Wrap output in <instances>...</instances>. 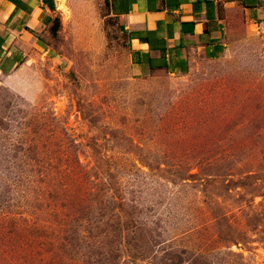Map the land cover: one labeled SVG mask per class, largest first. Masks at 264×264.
Here are the masks:
<instances>
[{"label":"rangeland","instance_id":"374dc122","mask_svg":"<svg viewBox=\"0 0 264 264\" xmlns=\"http://www.w3.org/2000/svg\"><path fill=\"white\" fill-rule=\"evenodd\" d=\"M71 1L57 37L5 45L0 264H264V20L143 75L104 2Z\"/></svg>","mask_w":264,"mask_h":264},{"label":"crops","instance_id":"0c3cea01","mask_svg":"<svg viewBox=\"0 0 264 264\" xmlns=\"http://www.w3.org/2000/svg\"><path fill=\"white\" fill-rule=\"evenodd\" d=\"M71 2V0H54L56 10L55 12H51L43 6L41 0H22V4H24L29 11L20 7L17 12H15V15L11 16L15 9L12 1L0 0V34L4 42V49L5 45H7V39L11 36L17 37V35H20L18 38H21L25 34H28L32 37V34L25 30L24 25L34 29L33 26H37L35 25L37 21L45 29L44 22L49 16L53 18L58 14L61 19L66 18L67 15L65 12L68 13V11L65 10L71 7ZM100 2L109 5L110 17H116L118 22H126L124 24L119 22L124 26L125 30H134V32L158 30V33L163 36L165 40L167 39V25L176 21L197 22V34L202 30L203 22L209 19L216 20L218 25L222 26L221 31L212 33L210 36L204 33L198 37L201 42L208 43V40L212 38H217L221 40V42L224 39L228 41V34L224 26L226 24L224 22L230 18L229 16H231L232 13H240L242 19L247 22L261 23L262 20H264V0H100ZM244 2L249 4L258 2L260 4L257 5L256 8L251 9L247 8ZM218 3L221 4V7L219 5L217 6ZM208 7L212 9L210 11V16H208L209 14L206 12ZM136 19L137 21H135ZM177 37L178 23H173V38L176 39ZM223 42L225 43V41ZM131 43L139 45L140 47H138V50L140 52H146V47L140 45L138 41H132ZM169 43H171V41H169ZM10 45L11 44L7 46L6 56L12 51L18 50L25 59V55L20 48L8 50ZM223 45L224 44H222V46ZM226 47L227 45H224V51ZM199 58L201 60L205 59L203 48L199 47L189 52V69L193 61L200 60ZM1 75L5 76L0 70V76Z\"/></svg>","mask_w":264,"mask_h":264},{"label":"trees","instance_id":"16d2710c","mask_svg":"<svg viewBox=\"0 0 264 264\" xmlns=\"http://www.w3.org/2000/svg\"><path fill=\"white\" fill-rule=\"evenodd\" d=\"M14 4V12L11 16L15 15L18 8L22 7L27 9L22 0H11ZM43 6L49 11L56 10L54 0H41ZM245 3V2H244ZM260 3L253 2L251 4L245 3L247 8H256ZM221 7L218 3L217 6ZM107 12L105 17L110 18L112 22L116 23L119 31L126 36V41L131 43L132 41H138L140 45L146 47V52H135L132 56V64L136 65L141 74L149 75L155 73H163L168 76H186L190 73L189 71V52L192 49H197L199 47L204 50V60H197L199 63H205L207 61H214L220 58L224 54V45H227L229 41L219 40L217 38H212L208 40V43H203L199 40L201 34H206L210 36L212 33L221 31L222 26L218 25L216 20L209 19L202 24V30L196 34V24L197 22H173L178 23V37L173 38V23L167 25V39L165 40L161 36L158 30H144L139 32H134V30L127 31L124 26L118 22L116 17H110L109 5L105 4ZM211 7L206 9L208 16L211 14ZM27 11H29L27 9ZM61 18L56 14L53 18L50 16L45 19V31H47V36L57 37L58 32L61 27ZM260 22V21H258ZM25 30L30 34L35 35L38 39L43 40V38L34 30L24 25ZM46 33V32H45ZM171 41V43H169ZM225 41V43L223 42ZM4 42L0 34V70L5 76L10 75V73L23 64L25 61L22 57V53L18 50L12 51L8 56H6L7 48L4 49ZM222 44H224L222 46ZM196 174H187V177L196 179ZM186 177V176H185ZM184 180H187L185 178ZM229 235V232H228ZM232 238V235H231Z\"/></svg>","mask_w":264,"mask_h":264}]
</instances>
